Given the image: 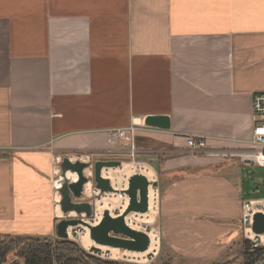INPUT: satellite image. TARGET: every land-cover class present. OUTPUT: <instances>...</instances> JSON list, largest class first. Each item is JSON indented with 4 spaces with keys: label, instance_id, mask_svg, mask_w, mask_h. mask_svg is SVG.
Segmentation results:
<instances>
[{
    "label": "crops",
    "instance_id": "obj_1",
    "mask_svg": "<svg viewBox=\"0 0 264 264\" xmlns=\"http://www.w3.org/2000/svg\"><path fill=\"white\" fill-rule=\"evenodd\" d=\"M255 92L264 0H0V234L48 238L61 219L86 218L61 210L63 158L119 160L127 147L111 131L133 125L164 248L193 263L231 254L242 202L258 199L245 197L239 156ZM159 115L169 129L146 123ZM85 173L94 215L108 194Z\"/></svg>",
    "mask_w": 264,
    "mask_h": 264
},
{
    "label": "water",
    "instance_id": "obj_2",
    "mask_svg": "<svg viewBox=\"0 0 264 264\" xmlns=\"http://www.w3.org/2000/svg\"><path fill=\"white\" fill-rule=\"evenodd\" d=\"M146 123L162 129L170 128L169 117L165 115L150 116L146 118ZM121 160H98L91 165L89 162L80 160L70 161L64 157L61 164V187L59 192L61 210L68 215L75 212L84 217L63 218L56 225L58 237L67 239L70 237L68 232L70 227L76 228L85 226L89 230L90 238L96 245L108 246L129 252H145L150 247V237L146 232L139 231L130 227L126 222V217L131 213H146L149 210V191L151 180L144 174L135 173L128 178V186L125 190L119 191L112 185L109 178L103 177L104 168L121 167ZM92 166L93 182L95 188L99 190L98 198L104 194L121 193L127 194L129 202L124 212L113 215L108 209L102 213L101 220L97 225L88 222L92 219V204L83 196L85 186L90 182L86 176V170ZM68 172L75 173L77 180L70 183ZM252 230L255 234H264V214L257 213L254 216ZM20 259H17V263ZM138 264V263H136Z\"/></svg>",
    "mask_w": 264,
    "mask_h": 264
},
{
    "label": "rangeland",
    "instance_id": "obj_3",
    "mask_svg": "<svg viewBox=\"0 0 264 264\" xmlns=\"http://www.w3.org/2000/svg\"><path fill=\"white\" fill-rule=\"evenodd\" d=\"M119 160H121L123 163L144 164L142 161H140V158L137 155L135 156V158H133L127 152H126V155L122 156ZM241 169H243L245 197L246 198H257V197L264 198V167H261V166H258L252 163H248L244 166H241ZM126 172H121V171L119 172L120 183L126 181L127 186H128V178L126 179L125 175H123V174H127ZM113 213L114 215H117L120 213V210L118 208H115L113 209ZM94 215L91 218H93ZM145 230L152 231L153 233H156V235L159 234L161 237V228L159 224V210H158V214L154 222L147 224L145 226ZM83 231L84 229L81 226L76 227V232L73 230L71 234L72 237L70 236L67 239L78 243L82 248H84L85 251L93 258V259H90L92 263L95 262L97 264H136V262L130 260L129 256H124L123 254H120L119 258H115L111 254L110 250L103 249L101 247H98L97 245H93L90 248L83 247V245L79 242L80 234H82ZM48 238H51L54 241L62 239L58 237L56 228L54 229L51 236H49ZM244 240H248V239L245 238L244 233H243L241 236V240L238 241L239 243L238 247L234 251H232L231 254L228 253V255L226 254L221 259H218L210 263H200V262L193 263L189 260H186L183 257H180L174 254L167 248H164L163 242L161 240L162 243L159 249V254L157 258L153 262H151V264H243L242 251L244 249ZM248 242H249L248 246H249L250 251L254 250L253 248H251L250 240H248ZM17 259L18 258L15 256H10L6 264H23L22 259H20L18 263H17ZM144 264H148V262H146L145 259H144Z\"/></svg>",
    "mask_w": 264,
    "mask_h": 264
},
{
    "label": "built area",
    "instance_id": "obj_4",
    "mask_svg": "<svg viewBox=\"0 0 264 264\" xmlns=\"http://www.w3.org/2000/svg\"><path fill=\"white\" fill-rule=\"evenodd\" d=\"M252 107L256 121L254 123L252 137L249 140L251 149L239 154V156L243 163H252L264 167V92L253 93ZM136 130L137 128L135 126L129 125L111 131L112 136H116L126 145L129 155L133 158L137 154L135 143ZM187 144L193 150L202 151L208 147L207 138L202 135H189ZM150 190L155 191L160 200V189L155 178L151 180ZM257 213L264 214V198L248 199L242 202L241 224L243 226V233L245 238L250 240V245L253 249L264 246V234H255L252 230L254 216ZM74 231L76 232V228ZM157 236L160 249L161 237L159 234ZM159 249L146 253L145 261L148 264H151L157 258Z\"/></svg>",
    "mask_w": 264,
    "mask_h": 264
},
{
    "label": "bare ground",
    "instance_id": "obj_5",
    "mask_svg": "<svg viewBox=\"0 0 264 264\" xmlns=\"http://www.w3.org/2000/svg\"><path fill=\"white\" fill-rule=\"evenodd\" d=\"M104 174L109 178L112 182V185L114 188H116L119 191H123L127 188V182L120 183V174L119 172H126L125 178H129L131 175L135 173H141L144 174L146 177H148L149 180H153L155 177L154 171L149 168L145 164L141 163H123L121 167L117 168H104ZM69 177L71 179L76 180L77 175L75 173L68 172ZM61 182V180H60ZM59 183V182H57ZM58 185V184H57ZM87 192L91 193L92 189L90 184L86 187ZM57 200H59V196L56 197ZM129 199L127 194H121L119 193H110L106 198H103L99 201H97L96 204V210L95 215L93 219H89L88 222L92 225H97L99 221L101 220L102 213L105 209L110 210L113 213V209L118 208L120 210V213L124 212L127 205H128ZM159 210V198L155 191L150 190L149 193V210L146 213H131L126 217L127 224L132 227L133 229L146 232L148 236L150 237V247L145 252H129L125 250H120L118 248L114 247H108V246H99L103 249H108L111 251V254L115 258H119L120 254H123L124 256H129L131 261H134L139 264H144L145 255L148 251H155L159 249V242H158V236L156 233H153L152 231L145 230V226L149 223H153ZM57 213L59 216H62V211L58 207ZM74 213H71L73 215ZM75 215V214H74ZM114 215V214H113ZM135 219V220H134ZM84 231L82 234H80L79 242L83 245L85 248H90L93 245H96L94 241L90 238L89 230L85 226H81ZM74 228L70 227L68 232L71 236ZM72 237V236H71ZM132 258V259H131Z\"/></svg>",
    "mask_w": 264,
    "mask_h": 264
},
{
    "label": "trees",
    "instance_id": "obj_6",
    "mask_svg": "<svg viewBox=\"0 0 264 264\" xmlns=\"http://www.w3.org/2000/svg\"><path fill=\"white\" fill-rule=\"evenodd\" d=\"M244 240L243 264H264V247L249 249ZM10 256L23 260V264H97L78 243L59 239L0 234V264H6Z\"/></svg>",
    "mask_w": 264,
    "mask_h": 264
}]
</instances>
